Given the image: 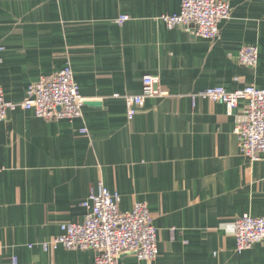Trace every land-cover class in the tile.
<instances>
[{
  "label": "crops",
  "instance_id": "1",
  "mask_svg": "<svg viewBox=\"0 0 264 264\" xmlns=\"http://www.w3.org/2000/svg\"><path fill=\"white\" fill-rule=\"evenodd\" d=\"M229 2L210 40L162 20L181 0H0L5 100L23 102L67 64L85 98L82 118L17 108L0 122V264L14 255L19 264H96L94 250L36 244L83 222L100 182L121 211L146 202L158 229L154 260L125 252L121 264H264V244L239 253L227 230L243 214L264 215V160L242 154L235 133L247 101L230 112L193 98L215 86L264 88V0ZM247 45L258 47L254 66L239 61ZM146 74L167 93L129 120L123 96L140 94Z\"/></svg>",
  "mask_w": 264,
  "mask_h": 264
},
{
  "label": "built area",
  "instance_id": "2",
  "mask_svg": "<svg viewBox=\"0 0 264 264\" xmlns=\"http://www.w3.org/2000/svg\"><path fill=\"white\" fill-rule=\"evenodd\" d=\"M231 10L229 0H181L179 12L163 14L161 18L169 28L179 26L195 36L215 40L220 33L219 24L230 18ZM128 19V15H122L117 21L124 23ZM191 24L196 27H184ZM258 55L257 46L247 45L240 50L239 61L254 66L258 62ZM142 82L140 94L123 96L129 120L135 118L147 98L167 93L160 86L159 76L146 74ZM27 94L23 102L7 101L0 84V122L7 119L10 110L17 108L32 110L35 115L49 120H73L83 116L85 98L80 93L70 64L51 76L41 77L29 86ZM197 97L225 104L230 112L241 100H246L244 117L235 128L240 151L254 161L264 160V88L250 85L230 91L223 86H215L193 95L194 99ZM81 132L89 134L86 127ZM120 200L118 193L110 192L100 182L97 189L82 203L86 208L83 222L63 223L59 235L36 245L46 252L55 251L60 246L68 250H94L96 264H121L120 258L125 252L134 253L139 260H154L159 253L158 229L153 224L148 204L138 201L132 210L121 211ZM227 230L233 233L239 253L254 244H264V215L243 214ZM12 264H19L15 255Z\"/></svg>",
  "mask_w": 264,
  "mask_h": 264
},
{
  "label": "water",
  "instance_id": "3",
  "mask_svg": "<svg viewBox=\"0 0 264 264\" xmlns=\"http://www.w3.org/2000/svg\"><path fill=\"white\" fill-rule=\"evenodd\" d=\"M184 27H185V28L188 27V28H192V29H193V28H195L196 26H195L194 24H191V25H189V26H184ZM93 104H94V105H101V104H99L98 102H93ZM120 261H121V259H120Z\"/></svg>",
  "mask_w": 264,
  "mask_h": 264
}]
</instances>
